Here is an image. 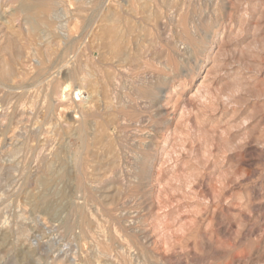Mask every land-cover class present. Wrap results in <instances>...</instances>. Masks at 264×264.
I'll list each match as a JSON object with an SVG mask.
<instances>
[{
	"label": "rangeland",
	"instance_id": "1",
	"mask_svg": "<svg viewBox=\"0 0 264 264\" xmlns=\"http://www.w3.org/2000/svg\"><path fill=\"white\" fill-rule=\"evenodd\" d=\"M0 264H264V0H0Z\"/></svg>",
	"mask_w": 264,
	"mask_h": 264
},
{
	"label": "bare ground",
	"instance_id": "2",
	"mask_svg": "<svg viewBox=\"0 0 264 264\" xmlns=\"http://www.w3.org/2000/svg\"><path fill=\"white\" fill-rule=\"evenodd\" d=\"M27 4H28V2H26ZM22 4H24V3H22ZM21 4V5H22ZM32 4V3H31ZM38 4V3H37ZM36 4V5H37ZM39 5V4H38ZM42 5V4H41ZM50 5V4H49ZM29 6H30V3L28 4V7L26 6V9H28L29 8ZM32 7H34V5H32ZM41 7V6H40ZM25 8V7H24ZM22 9V8H21ZM42 9V10H41ZM41 12L42 11H44V13L45 14H49V13H51V8L47 5V6H42L41 7ZM30 10H32V9H30ZM39 10V11H40ZM93 10V9H92ZM37 12H38V10H36ZM41 14H43V13H41ZM136 14V13H135ZM2 17V16H1ZM47 17V16H46ZM48 18V17H47ZM49 18H51V16H49ZM109 18V17H108ZM120 18H121V16H120ZM117 19L118 18H116L115 20L117 21ZM115 21V22H116ZM118 22V21H117ZM89 26V25H88ZM87 28V27H86ZM85 28V29H86ZM43 32V31H42ZM41 32V33H42ZM45 32V31H44ZM40 32H38V34H39ZM47 34V33H46ZM40 35V34H39ZM42 35V34H41ZM45 35V34H44ZM43 35V36H44ZM142 35V34H141ZM140 35V36H141ZM4 36V35H3ZM6 36V35H5ZM47 36H49V35H47ZM47 36H44V38H46ZM37 37V36H36ZM41 37V36H40ZM50 37H51V35H50ZM49 37V38H50ZM48 38V37H47ZM73 39V38H72ZM45 40V39H44ZM48 41H49V39H47ZM53 40V39H52ZM47 41V42H48ZM117 41V40H116ZM71 42V41H70ZM70 42H69V44H70ZM176 42V41H175ZM38 43V42H37ZM41 43V42H40ZM54 43L56 44V42H53V43H50V48H51V46H53L54 45ZM9 44H11L10 42H9ZM47 44V43H46ZM38 45V44H37ZM42 45V44H41ZM40 46V45H39ZM119 46V45H118ZM7 47V46H6ZM54 47H56L55 45H54ZM59 47V46H58ZM47 48H49V47H47ZM47 48H45V51H44V53L42 54L43 56V59L46 61V66L45 67H43V69H41L40 71H41V73H38V78H41V80L43 81V79H45L46 77H51V75H52V73L53 72H51V70L54 68V67H56V66H58V70H56V72L59 74L60 72L63 74V77H61L62 79V84H64V88H63V92L61 93V96L65 93V92H67L68 93V95L71 97V100H73L72 99V96H75L76 97V99H77V97L78 96H80L81 95V91H80V88H81V85H86V84H88V80L85 78V79H83V78H80V72H78V70H76V69H69V64L70 63H68L69 62V60H67V59H65V58H62V60L61 61H59V57L57 58L58 60H56V62H54V60L52 61L51 60V57L54 55V54H49L48 53V51L46 50ZM53 48V47H52ZM68 49V48H67ZM66 49V50H67ZM70 50H72L73 49V45L72 46H70V48H69ZM68 49V50H69ZM120 49H121V47H120ZM208 49V48H207ZM40 50H41V48H40ZM44 50V49H43ZM54 50H56V49H54ZM116 50H117V48H116ZM52 52V50H49V52ZM58 50H56V51H54V53L55 52H57ZM118 51L119 50H117V52H115L116 54L118 53ZM121 51V50H120ZM120 51H119V53H120ZM36 52V51H35ZM41 52H43V51H41ZM41 52H38L39 54L41 53ZM58 52H60V51H58ZM122 53V52H121ZM120 53V54H121ZM38 54V55H39ZM67 54H68V52H67ZM119 54V55H120ZM33 55H35V54H33ZM32 55V56H33ZM38 55H37V57H38ZM118 55V54H117ZM116 55V56H117ZM75 56V55H74ZM74 56H73V58H74ZM16 57V56H15ZM35 57H36V55H35ZM40 57H41V54H40ZM53 57H55V55L53 56ZM63 57V56H62ZM77 58V57H76ZM76 58H74L75 59V61H77L76 60ZM39 59V58H38ZM37 59V60H38ZM41 60V59H40ZM40 60H38V61H40ZM72 60V59H71ZM60 62V63H59ZM39 64L38 65H40V62H38ZM84 63V62H83ZM36 67V66H35ZM105 67V66H104ZM78 69V68H77ZM80 71V70H79ZM33 72H36V70L35 71H33ZM54 75V74H53ZM106 75H109V74H106ZM127 75V74H126ZM37 76V75H36ZM111 76V75H110ZM33 77V76H32ZM82 77H84V76H82ZM86 77V76H85ZM89 76H87V78H88ZM112 77V76H111ZM145 77H147V76H145ZM36 78V77H35ZM43 78V79H42ZM52 78V77H51ZM113 78V77H112ZM32 79V78H31ZM54 79H55V77H54ZM108 79V78H107ZM110 79V78H109ZM108 79V80H109ZM114 79L115 78H113L112 80L114 81ZM34 80V79H33ZM111 80V81H112ZM117 80V79H116ZM36 81H38V80H36ZM69 81V82H68ZM39 82H40V79H39ZM38 82V83H39ZM52 82V81H51ZM72 84H71V83ZM105 81H103L102 83H104ZM46 83V82H45ZM59 83H61V82H59ZM105 83H107V82H105ZM111 83H113V82H111ZM138 83H140V82H138ZM48 85V84H47ZM108 86V85H107ZM106 85L105 86H103V87H106V88H109V86L107 87ZM61 87H62V85H61ZM102 87V88H103ZM111 87V86H110ZM199 87H200V85H199ZM59 88H60V85H59ZM106 88H103L102 89V92H103V90L104 89H106ZM135 91V90H134ZM117 93V92H116ZM102 94H104V93H102ZM108 94V93H107ZM65 95V94H64ZM105 95V94H104ZM109 95V94H108ZM110 96V95H109ZM125 96V95H124ZM87 97V96H86ZM108 97V96H107ZM109 98V97H108ZM108 98L106 99V100H108ZM125 99V98H124ZM75 101H77V100H75ZM141 101V100H140ZM107 103H109V102H107ZM144 103V102H143ZM142 104V103H141ZM144 104H146V103H144ZM114 105V104H113ZM148 105V104H147ZM74 106H76V108H79L78 107V105L76 104V103H74ZM74 106H73V108H74ZM91 106V105H90ZM93 106V105H92ZM109 106V105H108ZM144 107H145V105H143ZM140 107V106H139ZM152 107V106H151ZM76 108H74L73 110H76ZM81 108V107H80ZM80 108H79V110L78 111H76V113H78L79 114V119L77 120V128H75L76 129V131H77V135L80 137V138H85L86 137V135H87V129H88V127H89V122L90 121H87V118H89L90 116H92V114H93V112L92 111H90L92 108H90L89 110H86V111H81L80 110ZM85 108V107H84ZM116 108V107H115ZM149 108V107H148ZM97 109V108H96ZM96 109H94V114L96 115V117L99 115H97V112L98 111H96ZM103 109H105V108H103ZM116 109H119L118 107L116 108ZM142 109H144L143 107H142ZM106 110V109H105ZM104 110V111H105ZM103 111V112H104ZM74 112V111H73ZM106 112V111H105ZM107 113V112H106ZM105 113V114H106ZM73 114H75V113H73ZM117 114H119V113H117ZM75 116H77V115H75ZM118 116V115H117ZM73 117V116H72ZM95 117V119H96V121H97V118ZM99 117V116H98ZM101 117V116H100ZM119 117V116H118ZM145 117V116H144ZM41 118V117H40ZM69 118V117H68ZM140 118V117H139ZM71 119V118H70ZM89 119H91V118H89ZM148 119V118H147ZM92 120V119H91ZM102 119H100L99 121H101ZM140 120V119H139ZM73 121V120H72ZM102 121H106V119L104 120V118H103V120ZM120 121H122V120H120ZM119 121V122H120ZM123 121H124V119H123ZM74 122H76L75 120H74ZM94 122H95V120H94ZM147 122L148 121H145L144 119L142 120H140V123L141 124H143V126H145V125H147ZM108 123V122H107ZM63 124V123H62ZM65 124V123H64ZM100 124V123H99ZM102 124H103V126H104V123L102 122ZM102 124H101V126H102ZM109 124V123H108ZM140 124V125H141ZM93 125H96V124H93ZM105 125H106V122H105ZM137 125H139V124H137ZM74 126V125H73ZM96 126H98V125H96ZM100 126V125H99ZM156 126V125H155ZM105 127V126H104ZM137 127H139V126H137ZM132 128V127H131ZM75 129H74V132H75ZM139 129V128H138ZM141 129V128H140ZM143 129H144V127H143ZM53 130V129H52ZM87 131V132H86ZM140 132V131H139ZM142 132V131H141ZM89 133H91V132H89ZM144 134H145V132H144ZM93 135V134H92ZM88 136V135H87ZM73 137V136H72ZM88 137H90V136H88ZM88 137H86V138H88ZM92 137H94V136H91V138ZM136 140V139H135ZM134 140V141H135ZM85 141V140H84ZM99 144V143H98ZM137 145V144H136ZM139 145V144H138ZM141 146V145H140ZM141 148V147H140ZM144 149H146V147L144 148ZM154 151V150H153ZM138 156V155H137ZM140 157V156H139ZM101 159V158H100ZM136 159V158H135ZM133 160V159H132ZM131 160V161H132ZM137 160H138V158H137ZM136 160V161H137ZM129 161V160H128ZM127 161V162H128ZM130 161V162H131ZM139 161V160H138ZM151 164V163H150ZM130 166V165H129ZM150 166V165H149ZM78 168V167H77ZM102 168V167H101ZM70 171V170H69ZM132 172V171H131ZM45 180V179H44ZM72 180V179H71ZM52 181V180H51ZM50 181V182H51ZM47 182V181H46ZM45 184H47V183H45ZM45 184L43 185V187H44V189L46 188V186H45ZM41 186V185H40ZM48 187V186H47ZM50 189V188H49ZM45 190H47V189H45ZM91 193V192H90ZM101 194V193H100ZM39 195V194H38ZM92 195V194H91ZM45 196V195H44ZM94 197V196H93ZM41 199V198H40ZM39 200V199H38ZM44 202H45V200H44ZM76 203V202H75ZM42 204H45V203H42L41 202V205ZM47 205H49V203L47 204L46 203V206ZM52 206H51V204H50V208H51ZM56 208V207H55ZM57 209V208H56ZM50 210V209H49ZM53 210H55V209H53ZM56 212V211H55ZM54 212V213H55ZM48 213V212H47ZM53 213V214H54ZM2 226V225H1ZM11 261V260H10Z\"/></svg>",
	"mask_w": 264,
	"mask_h": 264
}]
</instances>
